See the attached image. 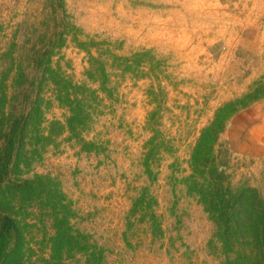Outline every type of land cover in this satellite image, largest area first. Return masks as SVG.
<instances>
[{
  "label": "rangeland",
  "instance_id": "rangeland-1",
  "mask_svg": "<svg viewBox=\"0 0 264 264\" xmlns=\"http://www.w3.org/2000/svg\"><path fill=\"white\" fill-rule=\"evenodd\" d=\"M23 67L42 80L16 169L41 184L19 198L24 264H87V245L94 264H261L204 194L264 207V154L242 140L264 100V0H0L1 107Z\"/></svg>",
  "mask_w": 264,
  "mask_h": 264
},
{
  "label": "trees",
  "instance_id": "trees-1",
  "mask_svg": "<svg viewBox=\"0 0 264 264\" xmlns=\"http://www.w3.org/2000/svg\"><path fill=\"white\" fill-rule=\"evenodd\" d=\"M44 60L46 62H43ZM48 61L44 54L36 52L30 65L33 72L35 70L40 72L42 69L43 75L50 73L54 83L59 86L61 79L58 73L52 70ZM125 61L126 64L129 63L127 59ZM99 66L100 81L104 91L107 92L105 85L109 80L108 73L103 62L99 63ZM14 80L20 90L19 95L15 94L16 99L14 98L13 101L19 100L21 96V101L17 105L7 109V96L1 92L3 104L2 107L0 106V264H24L26 236L22 232V222L19 220L22 208L19 198L27 193L32 194L41 185L37 183L38 176L36 179H17L16 173L18 176L19 174L16 169H19V160L24 156L23 150L29 127L35 126L41 114L39 93H35L34 100H31L29 106L28 101L32 98L33 91L41 86L42 80L28 74L24 67ZM65 88L67 90L63 97L68 99L72 115L68 122L70 125L80 123L84 118L82 111L77 107L79 102L71 100L69 87ZM58 90L62 92L63 89L58 88ZM43 138L47 136L43 135ZM204 195L206 206L214 217L224 242L231 243L233 237H243L246 242V246L243 247L247 248L245 256L251 260V263L264 264V207L247 198L242 192L235 194L230 192V195L226 196L223 192L205 190ZM63 236V233H57L53 238L52 257L57 243L63 239ZM86 247L87 264L99 262L100 255L92 250L91 246Z\"/></svg>",
  "mask_w": 264,
  "mask_h": 264
},
{
  "label": "crops",
  "instance_id": "crops-1",
  "mask_svg": "<svg viewBox=\"0 0 264 264\" xmlns=\"http://www.w3.org/2000/svg\"><path fill=\"white\" fill-rule=\"evenodd\" d=\"M247 117L242 140L248 146H253L256 154H264V100L258 102Z\"/></svg>",
  "mask_w": 264,
  "mask_h": 264
}]
</instances>
